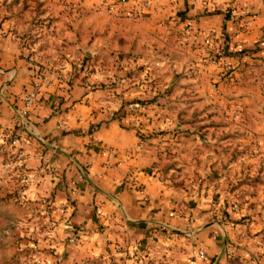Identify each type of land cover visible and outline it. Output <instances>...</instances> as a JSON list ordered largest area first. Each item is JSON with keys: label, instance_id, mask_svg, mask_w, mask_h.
Masks as SVG:
<instances>
[{"label": "rangeland", "instance_id": "1", "mask_svg": "<svg viewBox=\"0 0 264 264\" xmlns=\"http://www.w3.org/2000/svg\"><path fill=\"white\" fill-rule=\"evenodd\" d=\"M119 1L0 0V39L19 42L32 81L45 73L51 91L79 75L108 88L104 113L136 129L148 170L172 192L169 218L185 225L130 224L99 205L84 213L71 195L58 201L48 170L28 167L23 141L13 143L20 136L0 125V264H189L197 246L206 250L197 221L225 227L232 264H264V75L250 61L264 51V27L254 33L253 15L230 6L231 33L192 43L190 29L174 28L133 46L138 58L112 43L107 17Z\"/></svg>", "mask_w": 264, "mask_h": 264}, {"label": "crops", "instance_id": "2", "mask_svg": "<svg viewBox=\"0 0 264 264\" xmlns=\"http://www.w3.org/2000/svg\"><path fill=\"white\" fill-rule=\"evenodd\" d=\"M120 0L108 16L112 43L123 45L124 52L134 46L151 45L162 34L190 29L192 37L203 41L213 31L220 37L231 33L233 25L227 7L253 15L254 33L264 27V0ZM133 16L126 17V11ZM255 41V34L249 39ZM192 43L195 41H193ZM99 40V39H98ZM98 40L90 45L98 52ZM130 45V50L128 46ZM116 47V46H115ZM132 52L137 54L138 51ZM264 51L251 59L257 77L264 75ZM24 49L9 36L0 39V84H6L0 97V125L14 130L29 152L28 167L47 169L44 181L56 191L58 201L70 195L84 212L94 205L107 212L113 220L124 218L130 224L160 223L164 229L184 227V218L172 210V192L164 190L158 178L148 170L152 158L136 129L119 118L104 113L108 88L91 89L76 77L71 83L58 80L55 90L41 96L26 116H22V94L32 81V71ZM247 57L231 56L230 61L243 62ZM254 65V66H255ZM242 66L244 64L242 63ZM112 150L114 157L103 155ZM74 191V192H72ZM189 211H187L186 214ZM195 223V231L207 250V257L197 264H232L225 253V227L206 222Z\"/></svg>", "mask_w": 264, "mask_h": 264}, {"label": "built area", "instance_id": "3", "mask_svg": "<svg viewBox=\"0 0 264 264\" xmlns=\"http://www.w3.org/2000/svg\"><path fill=\"white\" fill-rule=\"evenodd\" d=\"M199 0H195L194 2H198ZM111 9H116L115 5L111 6ZM126 16L131 17L133 16V12L128 10L125 12ZM250 24V22L245 23ZM207 43L211 44V39H207ZM70 76L65 77L66 83L70 81ZM54 88V82L51 80L49 76L45 73L40 72L34 78L33 81L30 82L29 88L22 96V101L24 103V108L22 110V116H26L30 109L36 104V102L41 98L42 95L49 93ZM20 141L19 138L13 140V143H18ZM103 155L106 156L108 159L115 156V153L108 149L103 152ZM74 192V191H72ZM173 215V214H171ZM74 241V239H72ZM207 257V252L201 246H197L194 249L192 256L189 259V264H197L200 260H204Z\"/></svg>", "mask_w": 264, "mask_h": 264}]
</instances>
